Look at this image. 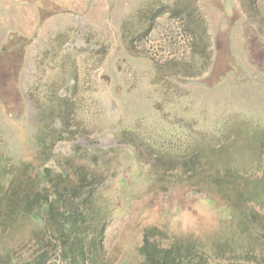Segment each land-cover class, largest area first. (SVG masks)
<instances>
[{
  "label": "rangeland",
  "instance_id": "rangeland-1",
  "mask_svg": "<svg viewBox=\"0 0 264 264\" xmlns=\"http://www.w3.org/2000/svg\"><path fill=\"white\" fill-rule=\"evenodd\" d=\"M41 126L59 136L46 166L84 168L81 199L108 210L106 264H140L150 228L208 264H264V227L203 182L231 172L264 197V0H0V155L37 165ZM34 229L0 235V264Z\"/></svg>",
  "mask_w": 264,
  "mask_h": 264
},
{
  "label": "trees",
  "instance_id": "trees-1",
  "mask_svg": "<svg viewBox=\"0 0 264 264\" xmlns=\"http://www.w3.org/2000/svg\"><path fill=\"white\" fill-rule=\"evenodd\" d=\"M200 31L197 28L192 33L191 43L193 55L198 59L204 58L207 52L206 46L199 49L200 43L207 39L205 29L199 34ZM58 137V133L45 126L39 128L34 136L37 165L32 162L14 165L7 156L0 155V235L12 234L19 222L36 226L29 254L16 260L9 250L4 255L5 264H53V257L57 264H106L103 240L108 210L97 208L93 190L83 199L80 196L87 187L88 172L80 166L71 165L65 173L46 166ZM198 165L197 172L201 175L204 165ZM216 172L223 174L221 169ZM225 173L203 182L213 186L231 209L242 210L238 214L240 218L264 227V215L258 211L264 208V197L257 192L261 185L242 178L232 179L231 172ZM259 179L264 183V163ZM257 206L258 210L254 211ZM162 233L156 228L143 231L138 248L140 264H208V252L201 242L171 239L163 245Z\"/></svg>",
  "mask_w": 264,
  "mask_h": 264
}]
</instances>
